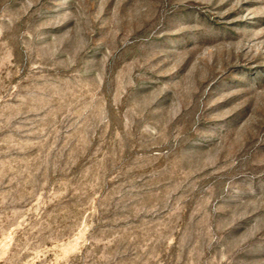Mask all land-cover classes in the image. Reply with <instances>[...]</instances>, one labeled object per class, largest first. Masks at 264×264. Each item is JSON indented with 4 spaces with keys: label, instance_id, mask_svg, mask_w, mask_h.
<instances>
[{
    "label": "rangeland",
    "instance_id": "obj_1",
    "mask_svg": "<svg viewBox=\"0 0 264 264\" xmlns=\"http://www.w3.org/2000/svg\"><path fill=\"white\" fill-rule=\"evenodd\" d=\"M0 264H264V0H0Z\"/></svg>",
    "mask_w": 264,
    "mask_h": 264
}]
</instances>
